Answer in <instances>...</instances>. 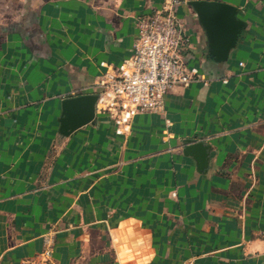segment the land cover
Here are the masks:
<instances>
[{
	"label": "crops",
	"instance_id": "obj_1",
	"mask_svg": "<svg viewBox=\"0 0 264 264\" xmlns=\"http://www.w3.org/2000/svg\"><path fill=\"white\" fill-rule=\"evenodd\" d=\"M167 0H0V264L52 241L50 264H264V0H183L184 57L202 81L132 132L97 105L59 134L62 102L132 54L136 20ZM191 1L238 9L216 59ZM185 140L209 146L199 172Z\"/></svg>",
	"mask_w": 264,
	"mask_h": 264
},
{
	"label": "built area",
	"instance_id": "obj_2",
	"mask_svg": "<svg viewBox=\"0 0 264 264\" xmlns=\"http://www.w3.org/2000/svg\"><path fill=\"white\" fill-rule=\"evenodd\" d=\"M183 2L167 0L152 14L140 16L131 56L96 85L98 106L114 123L117 135L130 134L138 115L164 114L166 98L174 89L202 81L184 57L189 39L177 15ZM52 244L46 238L43 251L24 264H50Z\"/></svg>",
	"mask_w": 264,
	"mask_h": 264
},
{
	"label": "water",
	"instance_id": "obj_3",
	"mask_svg": "<svg viewBox=\"0 0 264 264\" xmlns=\"http://www.w3.org/2000/svg\"><path fill=\"white\" fill-rule=\"evenodd\" d=\"M188 4L207 33L210 53L218 60H226L245 25L238 19V9L211 1H191ZM99 99V95L91 94L65 99L59 118V134L70 137L81 128L94 124ZM184 143L185 155L194 158L199 172L205 173L209 163V146L193 140H185Z\"/></svg>",
	"mask_w": 264,
	"mask_h": 264
}]
</instances>
